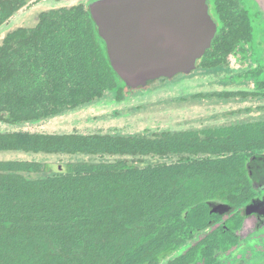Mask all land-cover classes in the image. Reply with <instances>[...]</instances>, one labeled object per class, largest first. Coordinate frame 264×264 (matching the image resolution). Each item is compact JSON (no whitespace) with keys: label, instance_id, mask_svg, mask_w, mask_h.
<instances>
[{"label":"trees","instance_id":"obj_1","mask_svg":"<svg viewBox=\"0 0 264 264\" xmlns=\"http://www.w3.org/2000/svg\"><path fill=\"white\" fill-rule=\"evenodd\" d=\"M34 1L0 0V28ZM217 3L228 18H219L200 68L224 71L228 55L240 53L256 66L238 85L253 90L179 100L263 101L251 17L231 0ZM134 93L110 66L87 5L39 8L0 33V123L46 122ZM251 111L174 131H0V264H232L241 257L243 207L259 195L251 167L264 156V116L238 117ZM207 201L235 210L220 222Z\"/></svg>","mask_w":264,"mask_h":264},{"label":"rangeland","instance_id":"obj_2","mask_svg":"<svg viewBox=\"0 0 264 264\" xmlns=\"http://www.w3.org/2000/svg\"><path fill=\"white\" fill-rule=\"evenodd\" d=\"M79 1L83 0H35L33 5L17 12L7 24L2 26L0 33L7 30L13 24L21 23L23 18L31 17L39 8L71 5ZM239 1L241 4H244L245 11L252 16L248 18L252 32V45L249 44L251 47L249 51L250 53H254L256 57H260L264 62V52L260 47L264 43V18L254 15L255 9L251 7L248 1ZM256 13L259 14L257 9ZM203 57L204 55L198 60V68L195 72L189 75H179L171 82L154 83L152 89L144 92L137 91L122 101H103L92 107L76 110L61 117L37 124L15 127L0 123V131L64 133L61 131L78 129L90 132L100 131L131 134L156 130H185L220 123L225 120L233 121L235 116H230L229 114L234 110H241L246 107L252 108V111L249 114H240L238 117L253 116L256 118L264 116V100L259 102L244 101L226 105H208L205 104L206 102L197 103L196 100L182 103L179 100L182 97L187 96L191 98L194 94L214 90H253L251 87L239 86L238 84L246 80L243 72L256 66V64H249L247 60H243L238 54L231 53L228 56V72H205L202 71L204 69L200 68ZM227 75H230V78ZM258 107H262V110H257ZM252 185L255 193H258L256 184ZM243 214L247 217L245 211ZM258 224L260 222L256 218H245L244 225L238 232L241 234L240 237H246L248 232H253ZM262 228L264 230L263 225ZM239 242H241L239 244L240 248L236 254L241 255L242 260L250 258L251 260L263 259L264 242L260 243V246L254 244L252 240L247 239L240 240ZM232 264L240 263L235 260Z\"/></svg>","mask_w":264,"mask_h":264},{"label":"water","instance_id":"obj_3","mask_svg":"<svg viewBox=\"0 0 264 264\" xmlns=\"http://www.w3.org/2000/svg\"><path fill=\"white\" fill-rule=\"evenodd\" d=\"M255 2L264 16V0ZM88 9L110 66L131 93L144 92L161 78L196 71L217 32L206 0H93ZM254 162L264 164V156ZM252 181L263 194L250 199L243 210L264 217V183ZM206 205L209 214L219 216L235 210L218 201Z\"/></svg>","mask_w":264,"mask_h":264},{"label":"flooded vegetation","instance_id":"obj_4","mask_svg":"<svg viewBox=\"0 0 264 264\" xmlns=\"http://www.w3.org/2000/svg\"><path fill=\"white\" fill-rule=\"evenodd\" d=\"M93 1V0H83V1H79L77 3H72V4H84V5H87ZM233 3H230L231 5H234L237 7V11H245V7H244V4H241V2L239 0H231ZM248 1V3L251 5V7H254L255 9V14L254 15H258L260 16L261 18H264L261 10L259 9L257 3L255 2V0H246ZM218 0H206V3L208 5V11H209V14L211 16V18H213V20L215 21V23L217 24V31L219 29V26H220V20L219 18H228L226 16H221L220 13L218 12L217 10V5H218ZM234 8V7H233ZM256 9L258 10L259 14L256 13ZM247 13V12H246ZM248 17H252L250 16L249 14H247ZM257 16V17H258ZM217 34V32H216ZM216 36V35H215ZM215 38V37H214ZM214 40V39H213ZM213 42V41H212ZM212 47V46H211ZM236 54V53H234ZM230 55V54H229ZM228 55V56H229ZM239 57L242 58V55L240 53H238ZM225 69H224V72H228L229 71V67H227L228 65V57L227 59L225 60ZM226 70V71H225ZM228 78H230V75H227ZM233 77V76H231ZM256 163L255 164V170H256V174H257V177L255 178L257 181L261 182V183H264V164H258ZM259 189V188H258ZM259 195L258 197H261L262 194H263V191L261 192H258ZM216 215V214H214ZM247 217L244 216V221H245V218H249V217H253V218H256L258 219L261 224L257 225L254 229L253 232H248L246 237H243L241 238V234L236 232L237 235L239 236V239L241 241H243L244 239H247V240H252V242L256 245H259L260 243H263L264 242V230L262 228V225L264 226V217H258L257 215L256 216H250L248 214H245ZM218 217L221 218V221L220 222H223L224 218L226 217V215H223V216H219L217 215ZM213 221H215L214 219H211ZM245 236V235H244ZM241 243V242H240ZM260 246V245H259ZM236 262L240 263V264H264V256H263V259L261 258H258V259H248V260H242V256L239 257L238 259H236Z\"/></svg>","mask_w":264,"mask_h":264}]
</instances>
